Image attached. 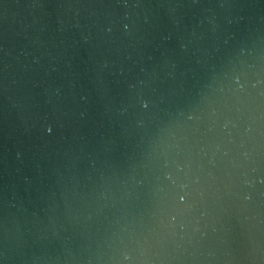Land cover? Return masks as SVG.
Wrapping results in <instances>:
<instances>
[{"label":"water","instance_id":"1","mask_svg":"<svg viewBox=\"0 0 264 264\" xmlns=\"http://www.w3.org/2000/svg\"><path fill=\"white\" fill-rule=\"evenodd\" d=\"M0 264H264V0H0Z\"/></svg>","mask_w":264,"mask_h":264}]
</instances>
